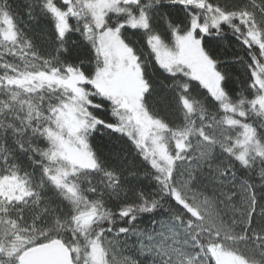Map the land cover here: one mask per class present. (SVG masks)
<instances>
[{
  "label": "snow or ice",
  "instance_id": "6c2138e0",
  "mask_svg": "<svg viewBox=\"0 0 264 264\" xmlns=\"http://www.w3.org/2000/svg\"><path fill=\"white\" fill-rule=\"evenodd\" d=\"M0 264H264V0H0Z\"/></svg>",
  "mask_w": 264,
  "mask_h": 264
},
{
  "label": "trees",
  "instance_id": "16d2710c",
  "mask_svg": "<svg viewBox=\"0 0 264 264\" xmlns=\"http://www.w3.org/2000/svg\"><path fill=\"white\" fill-rule=\"evenodd\" d=\"M99 143H101L103 145L105 143V141H100Z\"/></svg>",
  "mask_w": 264,
  "mask_h": 264
}]
</instances>
